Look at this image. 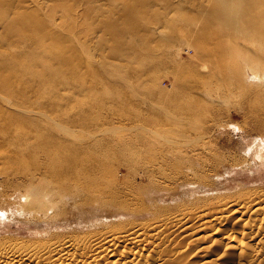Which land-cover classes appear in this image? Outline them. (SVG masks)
I'll list each match as a JSON object with an SVG mask.
<instances>
[{"label":"rangeland","instance_id":"374dc122","mask_svg":"<svg viewBox=\"0 0 264 264\" xmlns=\"http://www.w3.org/2000/svg\"><path fill=\"white\" fill-rule=\"evenodd\" d=\"M221 1L223 0H0V36L6 32L7 24H10L12 30L22 31L29 38L22 43H17L16 36L14 33L11 34L9 40L0 46V51H4L0 52V57H2L0 62L5 61L6 59L3 57L8 54L19 57V60H10L11 62L15 61L14 65H17L16 62L20 63V59L21 63L22 60L29 58L39 60V54L37 55L39 45H36L38 48L36 49L34 40L40 42L42 46L46 45V47L44 46L45 51L50 49L49 52H52L50 54L54 57L52 58L50 54V56L48 54V56L41 55V57L43 56L41 60L48 57L43 62L47 63L51 60L49 64L53 66L51 70L49 65H46L50 71L46 66L44 67L46 63L41 65L47 72H45L47 76L43 75L44 72L40 76L41 78L46 76L45 83L40 81L44 78L39 80L38 77V79L35 77L43 70L40 66L39 70L37 65L30 64L33 61H25L26 68L22 67L21 63L17 65L18 69L14 71L16 74L13 73L15 66L8 60L12 59V56L9 55L11 58L5 57L10 65L8 62L6 63L8 65L1 66L0 64V70H4H2L0 78L4 75H6L5 78L10 77L11 75L6 73H9L8 70L11 68L10 73L12 71V75H15L12 87L21 92L25 86L27 87L24 95L18 94L9 103L5 93L0 90V114H10L18 119L17 129L13 128L10 135L0 141V191L17 186L16 183L19 179L12 177L17 176L16 172L21 162L31 170L29 166L32 165L31 161L34 163V159L43 160L47 155L52 156V153L56 156L59 153L61 156L64 151H66V155L77 154L79 149H81L79 154H84L86 150L85 157H92L103 165L102 178L92 186L93 194L99 197L102 195L101 189L107 190V181L115 180L110 175V172L113 171H118L117 180L119 181L125 180L152 190L153 187L150 186L149 179L137 174L141 166L150 160V162H156H153L155 165L160 162L165 164L169 161L166 164L171 162L174 166L177 163L176 157L177 160L183 161V167L181 166L182 161H180L181 163L176 165L178 168L176 166L173 168L170 164L166 170L169 172L171 169L169 173L175 171L174 169H176V173L187 170L196 176L195 180L198 182L196 181L195 184H198L196 186L199 190L203 188V192L200 193L188 192V194L193 193L191 197H208L213 202L227 199L233 195L237 196L255 188L264 190V148L258 142L264 137V97H262L264 96V83H257L254 86H251L252 83H247V85H243V88H240L239 83L231 81L232 84H230V80H226L229 79L228 76L219 75L220 73L216 72V67L220 65V57L218 58L220 45L217 43L219 42L217 37L220 35L219 32L223 31L224 25L230 26H228L229 19H226L228 22L226 24L224 20L219 21L218 17L223 19L222 16L226 13L230 14L229 12H232L231 18L237 14L236 6L232 7L233 3L236 5L233 0H229L232 3L231 6H225V8L227 7L225 13L218 11V8L224 7L222 5L224 2L221 4ZM224 1L227 4L228 0ZM240 4L239 2L238 5ZM220 14L221 16H219ZM233 18L230 19V22L233 21ZM225 26L223 28H226ZM220 29L221 31H219ZM200 35L204 37L201 42H199ZM51 36L55 37V41L58 39L57 44H54L58 46L59 54L55 52L56 47L52 46L54 41L51 42L52 40L49 39ZM196 36L198 40H196ZM199 43H203L205 50V53L200 55L193 49V46L200 48ZM245 46L242 47L244 54H249L254 58L264 56L256 52L255 48L251 49L250 46ZM52 47L53 49H51ZM72 55L77 59L71 57ZM55 57L60 58L55 60ZM227 57H230L229 53ZM68 58H70V62ZM231 58L228 60L236 64L238 60ZM73 59L76 62L80 61L78 63L81 71L89 70L87 73L90 74L83 75V77L81 75L83 72L80 71L81 74L78 72V75L80 74L81 77L78 78L75 73L79 70L78 67L71 66L74 68H69L70 63L76 64ZM55 65H57L56 71H54ZM228 65L229 67L226 68L230 70L231 67L236 66ZM19 66L27 69L31 76L34 72L33 77L36 79L33 78V80L35 81L32 82L30 75L26 74V70L19 71L21 69ZM30 68L31 70H29ZM64 68L69 73L63 70ZM33 69H37L38 73L35 72L36 70L32 71ZM73 72L76 76L73 75ZM59 73L62 74V77ZM249 73L247 71V74ZM68 74H71V77ZM39 81L42 82L37 84L40 88L35 84ZM56 83L58 88L61 87L59 90H57ZM235 84L244 93L237 89ZM33 86L36 88L33 89ZM42 86L44 89H41ZM252 88L253 90H251ZM54 91L57 92H55L56 94L61 93V96L66 97H62V99L61 96H58L60 98L54 97V95L57 96L53 93ZM69 97L70 99L67 100ZM53 98L59 100L56 102ZM68 101L71 104L67 103ZM78 102L81 104L77 105ZM61 103L63 104L61 105ZM77 109L82 111L81 114ZM247 113L248 115H246ZM256 119L260 122H257ZM212 125L221 127L207 133L209 136L205 134L204 129H200L202 126L204 128L211 126L212 128ZM67 127L70 130L67 131ZM199 131L201 133L198 134L206 135L204 137H209L211 140L210 143L214 149L209 155L204 152V154L194 156L190 152L184 155L185 157L183 154H176L175 158H171V156L173 157L171 152L157 149L158 145L161 147L166 141H172L173 145L177 146L174 139L189 133L187 136L194 137ZM36 132L37 134L34 135ZM211 133L212 135H210ZM176 136L178 137L176 138ZM65 142L71 143L69 145L72 149L69 148V145L68 149L72 151L65 148ZM74 143V147L77 145L76 149H73ZM89 143L90 147H88ZM56 145H59L57 149ZM61 146L64 149L58 152ZM253 147L256 148V154L252 152ZM213 154L214 156L221 155L218 156V159H222L223 165H229L232 161L238 162L245 157L249 159L248 163L251 165L247 171L240 172L241 174H238V171H228L223 177L217 178L215 174L209 175L207 172L210 171L209 168L217 164ZM152 155L155 158L149 157ZM207 156H209L208 159L213 157L211 159L213 164L211 160H205ZM6 159H9L8 165L2 162ZM15 160H18L19 163H15ZM190 160L191 164L194 163L192 164L194 167L190 165ZM204 163L208 164L206 169ZM128 165L131 168L129 174L127 173ZM199 170L202 171L199 172ZM210 173L214 172L211 170ZM136 174L137 178L134 182ZM176 182L169 181L168 186L174 188ZM212 186L223 187L225 190L220 188L211 192L205 191V188L209 187L208 189H210ZM183 190L184 188L179 191ZM15 196L17 194L0 197V242L4 240L34 241L43 234H59L67 229L65 226L54 228L51 225L54 230L49 229V223L38 222L35 219H32L31 222V219L28 220V217L23 213L18 212V214L11 208L12 203L17 199L14 198ZM162 202L158 203L167 209L169 207H171L170 210L173 209L174 202ZM190 202L201 204L200 201L192 200ZM118 220L119 218L113 222ZM159 233H156L155 237H158ZM169 238L171 244L155 246L149 254L153 259L157 256L162 257L164 260L159 264H172L167 261V256L172 259L173 253H178L177 246L184 249L177 254L179 256L177 259L183 261V264L225 263L223 258L210 256L207 249L203 248L206 245L204 241L194 242L191 237L177 234V232L169 233ZM223 240H220L221 243L214 247L217 252L222 250L221 246L226 241ZM207 260L211 261L206 263ZM151 264L157 263L151 262Z\"/></svg>","mask_w":264,"mask_h":264},{"label":"bare ground","instance_id":"6f19581e","mask_svg":"<svg viewBox=\"0 0 264 264\" xmlns=\"http://www.w3.org/2000/svg\"><path fill=\"white\" fill-rule=\"evenodd\" d=\"M223 2L224 4H222ZM233 2H235L236 5L233 3L234 5L233 6L231 1L229 0L227 1L226 4V2L223 0L221 1V4L224 7H222L221 9V7L219 6L220 9L218 8V11L220 10L225 13L229 5L230 6L232 5V7L236 6L235 8L237 12L235 10L232 11L236 12L237 14L235 17L232 16V18L233 17L234 18L233 21L231 22L230 19L232 20V18L230 14L232 12H229L230 14L226 13L225 15L223 13L224 15L222 16L223 19L218 17L219 21L224 20L226 24L228 23L227 20L229 19L228 26L230 25L229 26L230 28L224 25L226 28L229 29L227 30L226 28H223L224 26L222 27L221 25L222 22L219 23L223 31L219 32L220 35L217 37V40H219V42L217 43L220 45V47L219 45H217L219 47L218 58L220 57L219 58L220 65L219 67H216L217 68L216 72L220 73L219 75L228 76L229 79L226 78L225 79L230 80L229 82L230 84H232L233 82L239 83L241 85L240 88H243V85L245 86L247 85V83H252L251 86L252 85L254 86V84L257 85V83L263 84L264 56L261 58L251 57L249 54H244L242 52L243 50L242 47L244 45L250 46L251 49L255 48L257 50L256 51L254 49L256 52L264 55V0H233ZM239 2L241 3L240 5H238ZM226 5L227 7L225 8ZM0 10H1V5H0ZM233 15H235V13H233ZM219 16H221V14ZM219 31H221V29ZM41 32H43V30H41ZM13 33L16 36L15 41L17 43H22L26 39H29L22 31L15 32L10 27V24H7L6 32L0 36V46L1 44H4V42L9 40V37ZM54 38L51 36L49 39L52 40L51 42L54 41L52 46L56 47L57 49L58 46H56L57 44L56 41H58V39H56L55 41ZM187 38L190 39V37ZM203 38L204 37H201L200 35L199 42L203 41ZM196 40H198L197 36H196ZM34 41L36 42L35 47L37 44L39 45L38 46L39 51L37 52L36 50V52L37 55L39 54L40 59L38 60L34 58L36 59V61L34 62V59L31 60L29 58L27 59L28 62L33 61L30 64L37 65L38 69L40 66L42 68V69L40 68L41 70H43L46 65H49V68L53 67L49 64L51 60H49V62L47 61L48 64L46 62H43V60H45V58L48 57H45L43 60H41L43 58V56L41 57V55L46 56L47 54L49 55L50 53H52L49 52L50 49L45 51L46 45H44V43L42 44L45 47L42 46L41 43L38 42L37 40ZM203 43L201 44L199 43L200 48L196 44L195 45L197 47L193 46L194 47L193 49L199 55L205 53L203 47L204 45H202ZM38 48L36 47V49ZM227 48L230 50L228 51ZM51 49H53V47ZM55 52H58L57 54H59L60 50L57 49ZM228 53L230 54V57H232L231 58L232 60H236V59L238 60L236 64L228 60L230 58L227 57ZM9 55L12 56V59H8L9 61L13 59L19 60V57L16 56L17 57L16 58L14 57L15 55L13 56V54H8L7 56L3 57V59L6 60L5 61L2 60L0 62L1 66L6 64L7 62L10 65L11 61L9 62L7 58H5V57L11 58ZM73 55L71 57H75ZM35 56L36 54L34 55V57ZM31 57L33 58V56ZM59 58L55 57V60ZM70 58H68L69 60L67 59L69 62H70ZM75 58L77 59V57ZM0 59H2V57H0ZM27 60H22L23 62L21 63V59H20V63L22 67H25L24 62L25 61L27 62ZM14 62L11 63L13 64ZM74 62H76V60ZM78 62H76V64L70 63L69 68H71V66H74L76 68L78 67L79 69L80 65ZM20 63L16 62L17 65H19ZM44 63L46 64L44 65V67H42L41 65H43ZM77 63L79 66L77 65ZM80 64L82 65V63ZM228 64L232 66L234 65L236 66H234L235 68L231 67L230 70L226 68L227 66L229 67ZM17 65H14L15 68L13 67L14 68L13 73H15L14 72L15 69H18ZM56 66L57 65H55L54 71H56ZM19 68L21 67L19 66ZM48 69L46 70L48 71ZM66 69L64 68L63 70ZM2 70H0V75H2V72L4 71ZM10 70L12 69L10 68ZM10 70H8L9 73H6V74H10L11 75L10 77L5 78L6 75L3 74L4 77L0 78V90L3 93H5L7 99L6 98L4 99L9 100L8 103L13 101L12 99L16 97L18 94L24 95L25 89L27 88L25 86L23 88V91L21 92L20 90L17 91L12 87V81L15 80V78L13 80V77H15V75L13 76L12 71L10 73ZM20 70L27 71V69H23V68L19 69V71ZM29 70H31V68ZM34 70H36L35 72L38 73L37 69H33L32 71ZM44 70L40 72V74L38 73L39 76H37L38 75L37 74L35 77L36 78L38 77L40 80L41 74L43 72H44L43 75L47 73ZM80 71H81L80 69L77 70L76 72L74 71L78 76V78L79 76L81 77V75L86 76V74H88L87 72H89V70L87 72L81 71V73L83 72L81 74ZM247 71L248 73L250 71V73L247 74ZM78 72L81 75L80 74L78 75ZM27 73L28 71L26 72V74ZM33 73L34 72H32V76L30 73H28V76L30 75L29 77L31 78L32 82L35 81L33 80V78H35L33 77L35 73L34 74ZM46 76L45 77L42 76V78L44 79L41 78L42 80L40 81L45 83L44 80L46 79ZM60 76L62 77V74H60ZM69 76L71 77V74ZM40 81L38 83H36L37 81L35 82L36 87H38L39 83L40 84L42 83ZM13 83L15 84L16 82ZM226 83H228V81H226ZM36 87L33 86V89ZM42 87L41 89H44V86ZM38 88H40V86ZM57 88H58V84H57ZM60 88L61 87H59L57 90H59ZM236 88L239 89L237 86ZM251 90H253V88ZM240 91L242 92V90ZM55 92L56 91H54L53 93ZM56 95L57 96L54 95V97L61 96L62 94L60 93L59 95L58 94ZM62 97H66V96H61V99ZM58 98H56V100L55 98L53 99L57 102V100H59ZM69 99L70 97L67 100ZM70 101H68L67 103L71 104ZM74 101L77 102V100ZM83 103L85 104V102ZM62 104L63 103H61V105ZM79 104L81 103L78 102L77 105ZM78 112L81 114L82 111L80 112L79 109ZM246 115H248V113ZM257 122L260 121L257 120ZM17 125H18V119H16L12 115L0 114V141H2L4 137L10 135L12 129L13 128L15 129ZM68 127L66 128L67 131L70 130L68 129ZM219 127L221 126H216V127L213 126L212 128L211 126L205 128L204 126H202L200 129L201 130L204 129L206 132L205 134L207 135V133L209 134L210 131L217 130L219 129ZM210 128L211 130H209ZM15 133L13 134L15 135ZM198 133L201 132L200 131L197 132L194 135V137L187 136L190 133L187 135L184 134L183 137L176 136V138L177 137L181 138V139L178 138L174 139V142L176 143L177 146H174L172 141L169 142L166 141L165 143H163L161 147L160 145H158L157 149L161 151L171 152L173 155L172 157L170 155L171 153L169 154L171 158H175L176 154H183L184 156L190 152H192L194 156L204 154V152H206V155H209V153H211L212 150L214 149L210 143L211 140L209 139V137L205 138L204 136L206 135L198 134ZM36 134L37 132L34 135ZM210 135H212V133ZM37 137L39 136L37 135ZM259 137L261 136L259 135ZM258 142L264 148V137L261 138ZM65 143L66 146L65 145L64 146L65 148L67 147L68 149V145L69 144L71 145V143L68 144L67 142ZM59 145H56V149L57 146ZM70 145L69 148L71 147ZM74 145L75 143L72 145L73 149L74 148L76 149L77 145L75 147ZM88 147H90V143ZM63 149L61 146V148L58 149V152L60 150L62 151ZM80 150L81 149H79V152L81 153ZM65 152L66 151L62 153L60 152L61 156L59 153L57 154V156L56 154L52 153V156L47 155L43 160L34 159V163L31 161L32 165L29 166L31 170L27 169L24 165H22L21 162V165L16 172L17 176L12 177L19 179V181L16 183L17 186H15L12 189L11 188L2 189L0 191V197H10L13 194H17V196L14 197L17 199L12 203V207H11L12 210H16L17 213L18 212L23 213V215L28 217V220L31 219V222L32 219H35V221L38 222L49 223L48 224V226L50 227L49 229H53L52 227L59 228L63 226H65L67 229L63 232H60L59 234H54V233H47L46 235L43 234V236L38 237L34 241H28V240L1 241L0 264H151V262H155L159 264L164 259L158 256L155 259H153L149 254L152 251V248L155 246H158L160 244L161 246H168L169 244H171L172 242L171 239L169 238V233L171 232L173 234L177 232V234L180 233L183 234L184 236L191 237L192 238L191 240L194 242L204 241L206 245L203 248L207 249V252L210 253V256H214L216 258H223L225 260L224 264H263V258H264V190L263 189L255 188L251 191H246L244 193L238 194L237 196L233 195L232 197H229L227 199L225 198L226 200L225 199L216 200L213 202L212 200H210L211 198L208 197L206 198L203 197L197 198L196 196L191 197V194L193 193L196 194L198 192L199 193L203 192V188L199 190L198 186H196L198 184H195L198 182L197 180H195L196 176L191 174V172L187 170L186 171L184 170L185 172H180L179 170L180 173L178 172L176 173L175 172L176 169H174L175 171H173V168H175L174 166L176 165L178 166L181 163L180 161H182L180 159L177 160L178 158L176 157L175 161H177V163H175L176 165L174 166L172 165L171 162L169 164H166L169 161H167L165 164H163V162L162 163L160 162L159 164L157 163V165H155L154 163L156 162L153 161L154 162L153 163L150 162L151 161L150 160L144 165L142 164L143 166H141V169L138 168L140 170L137 172V174H140L141 176L147 177L149 179L148 182L150 183V186L153 187L152 190L151 189L147 190L145 189L144 186L135 185L125 180L119 181L117 180L118 171H113L110 172V175L115 180L112 179L110 181H107V186H106L107 190H105L104 188L101 189L102 195L99 197L93 194L94 191L92 192V186L94 184H97L99 180L102 178L103 175L101 174V172L102 169H104L103 165L97 160L93 159L92 157L89 156L85 157L86 150L85 153L82 155L79 154V152L77 153L76 151L75 152L77 154L72 152L74 154H69V155H66ZM157 152L158 151H156V153ZM252 152L256 154L257 153L256 148H254ZM219 155L214 156L213 154L214 161L217 164L212 168H209L210 171L212 170V172L214 173H210V171H207L209 175L215 174L217 178L223 177L224 174L227 173L228 171H232V172L238 171L237 173L241 174L240 172L247 171V169L251 165L250 163H248L249 159L246 157L242 158L238 162L232 161L229 165H225V164L223 165L222 159L221 158L218 159ZM153 156L154 155L149 157H153ZM223 156L225 155L223 154ZM205 158H206L205 160L212 159V158L208 159L209 156ZM2 162L8 165L9 159H6L5 161ZM14 162L19 163L18 160H15ZM189 163L190 165L194 164V163L191 164V160L189 161ZM170 164L173 167L172 171L175 172L174 174L173 172L169 173L171 169H169V172L166 170V167L167 166L169 167ZM177 166L176 168H178ZM181 166L183 167V161ZM129 167L130 166L128 165L127 166L128 174L131 171V168ZM206 167H208V164L204 163V168L206 169ZM189 168H191V166H189ZM201 171L199 170V172ZM137 174L134 176V182L135 179L137 178ZM172 180L177 181L176 186L175 187L173 186L174 188L168 186L169 181ZM190 186L192 187L190 188ZM238 186L240 187V185ZM183 188L184 190L180 192L179 190ZM187 188L189 189L187 190ZM208 188H205L206 189L205 191L211 192L212 190H219L220 188L223 187L219 188L212 186L210 189ZM170 189L171 191H169ZM223 190H225V188H223ZM190 191L193 193L188 194V192ZM192 200L200 201L201 204L190 202ZM160 201H163L162 203L166 201L174 202V206L172 207L173 209L170 210L169 208L171 207L167 209V207L161 206L158 203ZM118 218L119 220L117 222H113ZM40 232H44V231H40ZM158 232H160L159 236L155 237L156 233ZM223 239L226 241L224 244H222L223 246H221L222 250L217 252V250L214 247L216 245H219L221 243L220 240ZM176 250L179 253L182 252V250L184 249L182 247L177 246ZM178 253H173L174 260L173 258L170 259L167 256V261H170L172 264H183V261H179L177 259L179 258V256H177ZM210 261L211 260H207L206 263H209ZM184 264H188V263H184Z\"/></svg>","mask_w":264,"mask_h":264}]
</instances>
